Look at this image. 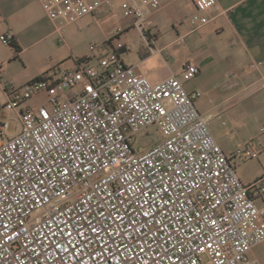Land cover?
<instances>
[{
  "label": "built area",
  "instance_id": "1",
  "mask_svg": "<svg viewBox=\"0 0 264 264\" xmlns=\"http://www.w3.org/2000/svg\"><path fill=\"white\" fill-rule=\"evenodd\" d=\"M164 1L176 0L120 2L148 47L144 22ZM193 1L188 33L216 0ZM38 2L59 41L67 25L113 6ZM122 31L93 45V58L8 87L0 109L16 111L17 126L9 133L0 120V264H261L248 253L264 241V175L244 183L233 164L258 152L246 144L228 156L196 107L201 92L175 74L137 73ZM39 94L48 105L27 103Z\"/></svg>",
  "mask_w": 264,
  "mask_h": 264
},
{
  "label": "crops",
  "instance_id": "2",
  "mask_svg": "<svg viewBox=\"0 0 264 264\" xmlns=\"http://www.w3.org/2000/svg\"><path fill=\"white\" fill-rule=\"evenodd\" d=\"M121 1L113 0V6L101 16L117 8L120 11ZM196 11L193 0H176L164 1L158 10L150 12L144 30L146 37L150 36L151 47L141 51V57L131 65L152 82L170 74L181 78L180 70L169 66L165 58L171 56L176 61L173 47L182 44L191 60L188 63L196 65L199 72L190 80H181L188 91L201 92L196 107L207 123L217 122L216 129L210 132L222 150L231 157L237 148L249 144L251 150L258 152L256 157L239 160L242 162L235 166L241 181L249 183L264 175V0H216L205 13L209 22L188 33L184 20ZM118 28L123 30L120 40L129 44L130 38L124 37L136 27L124 20ZM2 34H11L19 46L15 51L0 40V100L4 102L9 86L54 70L63 45L38 0H0ZM179 36H184L182 42ZM4 111L0 109L1 121ZM248 255L264 264V241L253 246Z\"/></svg>",
  "mask_w": 264,
  "mask_h": 264
},
{
  "label": "rangeland",
  "instance_id": "3",
  "mask_svg": "<svg viewBox=\"0 0 264 264\" xmlns=\"http://www.w3.org/2000/svg\"><path fill=\"white\" fill-rule=\"evenodd\" d=\"M157 16L158 18H160V15ZM124 20L126 21V19L121 16L120 11L117 8L114 9L112 13L105 14L104 16L101 15L97 17L85 16L76 23L65 27L62 32L63 40L58 41L60 44L63 45V48L60 53L61 59L58 62L57 67L58 68L73 67L74 66L73 57L75 56L83 57L86 55L87 57L93 58L92 55L94 54V51L92 49V46L101 44L103 39L105 38V35L110 34L111 32L117 30L119 26L121 27L122 22ZM147 25L150 27L151 24L147 23ZM157 26L161 27V29L165 28L164 25H157ZM151 27L153 30H155V27H153L152 25ZM124 38L126 39L130 38V42H129L130 51L124 53L123 58L127 64H131L136 62L141 57L142 55L141 51L149 47L147 46L146 38L140 36L136 28L129 30ZM159 44L160 43L157 42V46ZM173 48L175 51L173 50ZM173 48H171V50H173V54L175 55L176 61L171 56H166L165 59L167 64L173 68L179 69L180 70L179 73L181 74V78L183 80L192 79L193 77H191L188 74V72L184 70V65L190 62L191 60L188 57V55H186L182 47V44L178 43ZM163 71L164 70H162L161 73ZM181 78L179 77L180 80ZM205 95L207 96V94ZM2 101L3 100H0V104L3 103ZM27 103L32 106L48 105L47 97L45 94H39L37 96H34L31 99H29ZM3 113H5L3 119L8 121L7 131L9 133L14 132L17 126V118L15 112L4 111ZM216 126H217V122H215L214 120H208V127L212 133L214 129H216ZM144 142L151 143V139L149 137H145ZM237 162H242V161L239 160L233 161L234 167L236 166ZM203 260L204 262H206L207 258L203 256Z\"/></svg>",
  "mask_w": 264,
  "mask_h": 264
},
{
  "label": "trees",
  "instance_id": "4",
  "mask_svg": "<svg viewBox=\"0 0 264 264\" xmlns=\"http://www.w3.org/2000/svg\"><path fill=\"white\" fill-rule=\"evenodd\" d=\"M148 37L150 38V36ZM9 45L12 46L15 51L19 50V46L14 43L13 38Z\"/></svg>",
  "mask_w": 264,
  "mask_h": 264
}]
</instances>
